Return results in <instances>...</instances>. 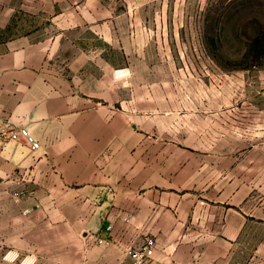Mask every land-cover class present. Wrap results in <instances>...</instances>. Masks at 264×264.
I'll use <instances>...</instances> for the list:
<instances>
[{
	"label": "crops",
	"instance_id": "obj_1",
	"mask_svg": "<svg viewBox=\"0 0 264 264\" xmlns=\"http://www.w3.org/2000/svg\"><path fill=\"white\" fill-rule=\"evenodd\" d=\"M43 13L62 28L80 15L74 0H0V124L41 142L0 140L13 185L0 189V264H132L126 247L146 234L162 262L264 264V188L234 158L208 164L149 140L124 93L128 67L107 57L113 32L23 21Z\"/></svg>",
	"mask_w": 264,
	"mask_h": 264
},
{
	"label": "rangeland",
	"instance_id": "obj_2",
	"mask_svg": "<svg viewBox=\"0 0 264 264\" xmlns=\"http://www.w3.org/2000/svg\"><path fill=\"white\" fill-rule=\"evenodd\" d=\"M74 1L80 15L69 27L46 13L23 21L40 32H113L107 57L128 67L124 93L148 139L208 164L234 158L236 173L264 188V46L245 55L253 37L264 40V0Z\"/></svg>",
	"mask_w": 264,
	"mask_h": 264
},
{
	"label": "built area",
	"instance_id": "obj_3",
	"mask_svg": "<svg viewBox=\"0 0 264 264\" xmlns=\"http://www.w3.org/2000/svg\"><path fill=\"white\" fill-rule=\"evenodd\" d=\"M0 140H16L28 144L32 149L41 146V142L37 139L32 131L25 125H18L11 122L0 124ZM111 225L108 226L111 229ZM96 240L101 244H109L113 238L99 236ZM157 248L156 238L152 234H146L140 243L130 244L126 247V252L131 258L132 264H182L177 260L170 262H162L155 258ZM24 264H31L30 260H22Z\"/></svg>",
	"mask_w": 264,
	"mask_h": 264
},
{
	"label": "trees",
	"instance_id": "obj_4",
	"mask_svg": "<svg viewBox=\"0 0 264 264\" xmlns=\"http://www.w3.org/2000/svg\"><path fill=\"white\" fill-rule=\"evenodd\" d=\"M263 46L264 40H262L260 36H255L249 42L248 50L245 52V55L247 57H250L251 59H256L260 55V52L263 50Z\"/></svg>",
	"mask_w": 264,
	"mask_h": 264
}]
</instances>
